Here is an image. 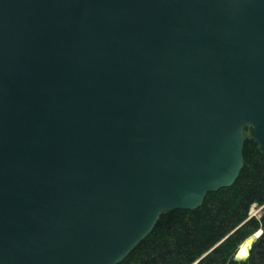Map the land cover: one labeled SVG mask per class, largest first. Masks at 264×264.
Returning a JSON list of instances; mask_svg holds the SVG:
<instances>
[{"label": "water", "instance_id": "water-1", "mask_svg": "<svg viewBox=\"0 0 264 264\" xmlns=\"http://www.w3.org/2000/svg\"><path fill=\"white\" fill-rule=\"evenodd\" d=\"M245 128L264 157V0H0V264L120 263Z\"/></svg>", "mask_w": 264, "mask_h": 264}, {"label": "trees", "instance_id": "trees-1", "mask_svg": "<svg viewBox=\"0 0 264 264\" xmlns=\"http://www.w3.org/2000/svg\"><path fill=\"white\" fill-rule=\"evenodd\" d=\"M243 168L236 182L209 192L195 210L161 214L153 230L118 264H264V157L244 130ZM255 205L260 216H250ZM262 231L248 259L234 257Z\"/></svg>", "mask_w": 264, "mask_h": 264}, {"label": "rangeland", "instance_id": "rangeland-1", "mask_svg": "<svg viewBox=\"0 0 264 264\" xmlns=\"http://www.w3.org/2000/svg\"><path fill=\"white\" fill-rule=\"evenodd\" d=\"M261 209H262V208L253 205V206L251 207V209H250V216H256V217H259V216H260Z\"/></svg>", "mask_w": 264, "mask_h": 264}, {"label": "bare ground", "instance_id": "bare-ground-1", "mask_svg": "<svg viewBox=\"0 0 264 264\" xmlns=\"http://www.w3.org/2000/svg\"><path fill=\"white\" fill-rule=\"evenodd\" d=\"M258 233V232H257ZM248 242H245L241 245L240 249H239V254L240 255H245L246 254V248H247Z\"/></svg>", "mask_w": 264, "mask_h": 264}]
</instances>
